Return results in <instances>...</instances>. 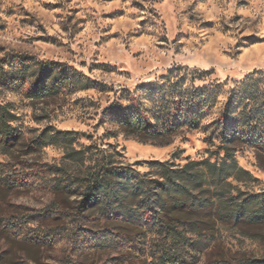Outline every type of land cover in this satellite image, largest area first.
<instances>
[{"label": "rangeland", "instance_id": "1", "mask_svg": "<svg viewBox=\"0 0 264 264\" xmlns=\"http://www.w3.org/2000/svg\"><path fill=\"white\" fill-rule=\"evenodd\" d=\"M21 60L65 65L97 86L31 100L29 79L14 76ZM173 67L211 72L198 86L230 87L264 72V0H0V106L11 113L14 133L0 144V264H159L167 242L145 228L131 232L117 221L79 214L65 150L33 143L52 129L90 137L79 138L77 149L112 145L129 165L207 157L203 130L152 146L123 135L103 115L133 98L147 106L144 88ZM235 149L251 179L233 185L261 193L264 167L251 149ZM65 185L75 194L59 190ZM190 252L188 264H264V228L240 234L220 227L205 248Z\"/></svg>", "mask_w": 264, "mask_h": 264}, {"label": "trees", "instance_id": "2", "mask_svg": "<svg viewBox=\"0 0 264 264\" xmlns=\"http://www.w3.org/2000/svg\"><path fill=\"white\" fill-rule=\"evenodd\" d=\"M211 74L173 67L161 81L144 88L147 106L133 98L128 105H112L103 114L116 122L123 135L152 146H167L181 133L203 130L211 148L205 158L186 160L183 165L173 160L129 165L109 144L77 149L79 138L90 137L76 131L44 130L33 143L38 148L65 150L73 168L72 185L79 191V214L117 221L131 232L145 228L167 242L159 264H188L191 249L205 248L217 228L232 227L240 234L264 228V191L248 195L233 185L251 179L238 165L236 147L251 149L264 167V72L253 71L230 87L217 82L196 85ZM14 76L29 79L31 100L97 86L57 63L21 60ZM214 110L216 116L205 124ZM11 118L0 106V144L14 138ZM141 166L147 171L138 172ZM59 190L67 195L76 192L66 185ZM176 242L177 247L171 248Z\"/></svg>", "mask_w": 264, "mask_h": 264}]
</instances>
